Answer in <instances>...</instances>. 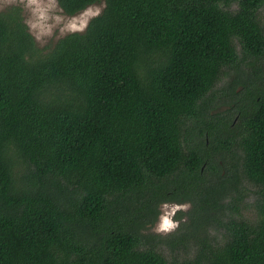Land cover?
<instances>
[{"label": "trees", "instance_id": "1", "mask_svg": "<svg viewBox=\"0 0 264 264\" xmlns=\"http://www.w3.org/2000/svg\"><path fill=\"white\" fill-rule=\"evenodd\" d=\"M57 2L105 6L43 47L0 13V264H264V0Z\"/></svg>", "mask_w": 264, "mask_h": 264}, {"label": "rangeland", "instance_id": "2", "mask_svg": "<svg viewBox=\"0 0 264 264\" xmlns=\"http://www.w3.org/2000/svg\"><path fill=\"white\" fill-rule=\"evenodd\" d=\"M11 6H19L22 8L24 21L27 23L29 31L35 37L37 43L43 47L55 42L59 37L64 36L69 32L84 30L89 20L93 16L99 14L103 10L105 4L103 2L94 4L75 15H67L60 8L57 0H34V2L31 3L29 0H0V13L6 11ZM260 16L262 23L264 24V6L260 10ZM262 62H264V60L260 63ZM260 66L262 65L260 64ZM249 71L250 66H242L238 75L242 76L245 82H248L247 79ZM234 76L235 73L233 72L228 77L224 78L220 83L219 86L225 88V91H220L216 97L209 102L208 108L212 114L227 112L231 108V105L232 107L234 106L235 99H232V96L229 94L231 92L230 86L233 84ZM235 88L238 92L243 91L242 85L236 84ZM231 99L232 101L230 103H224ZM237 120L238 118L236 114H233V118L230 122L237 123ZM212 158L214 159V163L216 165L224 167L228 166L224 164L223 160H220L221 158H226L223 155L214 153ZM228 164H231L230 161ZM225 170L226 171L222 172L223 175L227 174V168H225ZM203 174L207 183L205 185L211 186L213 183L219 182L220 176L216 177L210 174L209 167L207 165ZM243 187H247V183H245ZM250 188L251 190H254V188L258 189L257 187ZM173 194L181 195L177 192H173ZM226 201H228V199H226ZM254 203L255 199L251 194V196L247 198V205H245L244 208V213L249 217H253L255 215ZM158 208L160 210L159 219L157 220L154 229L151 230L156 233L160 232L161 234H165L174 230L178 226L180 219L182 222L188 220L186 215H183L181 218L179 217L180 219L177 218V215L180 210H183L184 212L189 211L191 204L166 202L160 204ZM221 220L226 222L227 218L223 215Z\"/></svg>", "mask_w": 264, "mask_h": 264}, {"label": "clouds", "instance_id": "3", "mask_svg": "<svg viewBox=\"0 0 264 264\" xmlns=\"http://www.w3.org/2000/svg\"><path fill=\"white\" fill-rule=\"evenodd\" d=\"M29 2L31 3V2H34V0H29ZM41 14H43V13H41Z\"/></svg>", "mask_w": 264, "mask_h": 264}]
</instances>
